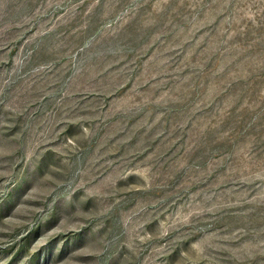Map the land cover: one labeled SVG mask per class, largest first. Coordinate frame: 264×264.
I'll return each mask as SVG.
<instances>
[{
  "label": "rangeland",
  "instance_id": "1",
  "mask_svg": "<svg viewBox=\"0 0 264 264\" xmlns=\"http://www.w3.org/2000/svg\"><path fill=\"white\" fill-rule=\"evenodd\" d=\"M0 264H264V0H0Z\"/></svg>",
  "mask_w": 264,
  "mask_h": 264
}]
</instances>
